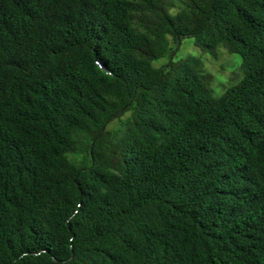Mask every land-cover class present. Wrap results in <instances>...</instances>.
I'll return each mask as SVG.
<instances>
[{
    "label": "trees",
    "instance_id": "obj_1",
    "mask_svg": "<svg viewBox=\"0 0 264 264\" xmlns=\"http://www.w3.org/2000/svg\"><path fill=\"white\" fill-rule=\"evenodd\" d=\"M179 1L0 0V264H264V0Z\"/></svg>",
    "mask_w": 264,
    "mask_h": 264
},
{
    "label": "rangeland",
    "instance_id": "obj_2",
    "mask_svg": "<svg viewBox=\"0 0 264 264\" xmlns=\"http://www.w3.org/2000/svg\"><path fill=\"white\" fill-rule=\"evenodd\" d=\"M173 1L176 6L170 9L172 13L181 5L179 0ZM172 55L175 59H180L188 55L200 56L204 61L206 70L214 76L212 88L214 94L217 96L225 93L230 87L238 84L245 77L242 67L243 59L240 54L232 53L225 47H220L218 56L214 57L211 53L205 52L197 46L192 37L183 38L178 51H173ZM167 60L168 57H162L154 61V65L161 66L166 63ZM117 124V120H114L111 126H116Z\"/></svg>",
    "mask_w": 264,
    "mask_h": 264
}]
</instances>
